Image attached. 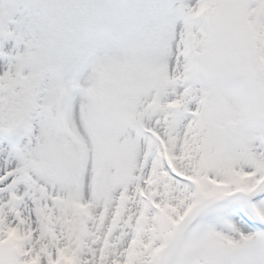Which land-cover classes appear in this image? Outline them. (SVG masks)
<instances>
[{
  "label": "snow or ice",
  "instance_id": "1",
  "mask_svg": "<svg viewBox=\"0 0 264 264\" xmlns=\"http://www.w3.org/2000/svg\"><path fill=\"white\" fill-rule=\"evenodd\" d=\"M0 264H264V0H0Z\"/></svg>",
  "mask_w": 264,
  "mask_h": 264
}]
</instances>
